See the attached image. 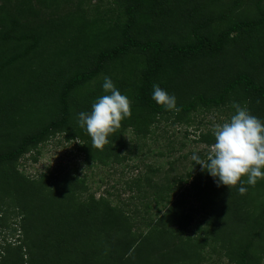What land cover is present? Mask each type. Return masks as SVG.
Listing matches in <instances>:
<instances>
[{"label": "trees", "instance_id": "obj_1", "mask_svg": "<svg viewBox=\"0 0 264 264\" xmlns=\"http://www.w3.org/2000/svg\"><path fill=\"white\" fill-rule=\"evenodd\" d=\"M59 1L0 0V264H189L197 248L182 237L193 218L184 209L188 197L210 213L212 237L232 264L264 261V201L253 205L250 196L257 186H217L199 164L186 188L174 191L175 179L148 175L126 184L128 200H148L144 233L132 230L135 207L85 194L77 171L28 176L17 169L23 154H37L57 135L76 141L90 167L123 160L126 129L145 136L160 120L188 122L198 108L235 113V102L264 121V2L112 0L119 14L103 19L53 7ZM105 77L131 100L132 115L99 150L78 114L106 94ZM154 84L176 97L179 113L152 99ZM197 140L215 142L202 133Z\"/></svg>", "mask_w": 264, "mask_h": 264}, {"label": "rangeland", "instance_id": "obj_2", "mask_svg": "<svg viewBox=\"0 0 264 264\" xmlns=\"http://www.w3.org/2000/svg\"><path fill=\"white\" fill-rule=\"evenodd\" d=\"M230 1L219 0L218 2L219 5L224 6L230 4ZM262 1L264 0H261V4ZM45 7L52 6L47 3ZM53 7H69L68 9L78 7L79 12L86 18L94 16L111 19L119 14L118 7L112 0H82L78 5L71 3L70 0H60ZM48 40L49 37H47ZM53 49L60 50L58 45H53ZM233 114L234 111L229 106L198 108L190 112L188 122L172 123L170 119L160 120L150 127V131L145 136H135L130 129H126L123 132L125 145L122 149L123 160L120 163L106 162L105 165L92 164L90 167L82 162V155L77 151L76 141H63L57 135L41 143L36 149L37 154L33 151L23 154L17 160V169L28 176H35L45 171L53 173L77 171L86 181L88 191L85 194L93 193L95 197L103 195L114 205H121L122 202L127 201V205H123L126 211L135 207L137 215L130 213L132 230L134 233H144L148 226H146L147 213L143 211L142 204L143 201L148 200H142V202L134 198L128 200L131 192L127 190L126 184L138 175L140 177L148 175L159 183H162L165 177L170 180L175 179L174 191L177 188H186L195 166V161L191 159L192 155L206 156L212 145L197 140L198 135L202 133L214 137L213 126L225 122ZM178 178L180 182L176 181ZM255 186L257 187L253 188L250 194L253 205L257 201H264V180H258ZM149 203L151 206L148 215H151L155 206L152 202ZM197 205L198 203L189 197L184 202L185 211L192 214L193 218L182 237H191L196 241L197 248V256L195 255L189 264H232L224 254L225 250L221 247L220 240L212 237V225L207 223L210 213L197 209ZM158 207L161 208V206ZM189 207H193L192 212H189ZM256 254L258 255L257 252ZM263 262L261 259L260 264Z\"/></svg>", "mask_w": 264, "mask_h": 264}, {"label": "clouds", "instance_id": "obj_3", "mask_svg": "<svg viewBox=\"0 0 264 264\" xmlns=\"http://www.w3.org/2000/svg\"><path fill=\"white\" fill-rule=\"evenodd\" d=\"M103 90L106 94L92 104L90 112L78 114L79 126L86 129L92 147L99 150H103L109 137L121 128L122 121L132 115L131 100L121 94L111 78H104ZM152 99L166 110L176 113L181 110L176 97L159 85H153ZM232 107L235 113L230 119L213 126L215 142L206 157L193 154L191 159L217 178V186L231 188L245 182L255 186L258 180H264V121L251 114L246 106L233 102ZM238 190L241 195L247 192L243 186Z\"/></svg>", "mask_w": 264, "mask_h": 264}]
</instances>
